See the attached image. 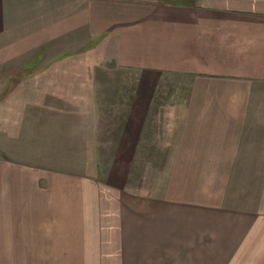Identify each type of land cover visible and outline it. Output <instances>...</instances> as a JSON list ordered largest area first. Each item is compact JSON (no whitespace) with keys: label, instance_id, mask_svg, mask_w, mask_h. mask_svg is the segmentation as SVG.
Segmentation results:
<instances>
[{"label":"crops","instance_id":"obj_1","mask_svg":"<svg viewBox=\"0 0 264 264\" xmlns=\"http://www.w3.org/2000/svg\"><path fill=\"white\" fill-rule=\"evenodd\" d=\"M101 66L185 94L123 108L139 184L0 159V264H264V0H0V97L97 114Z\"/></svg>","mask_w":264,"mask_h":264},{"label":"rangeland","instance_id":"obj_2","mask_svg":"<svg viewBox=\"0 0 264 264\" xmlns=\"http://www.w3.org/2000/svg\"><path fill=\"white\" fill-rule=\"evenodd\" d=\"M89 41L86 37V44ZM91 71L102 77L100 83H95L101 91L97 97L100 102L97 108L101 112L97 114L93 113V104L87 107L86 102L82 109L77 107L79 99L70 102L56 96L0 97V159L22 167H35L44 174L54 176L67 171L89 175L97 170L107 181H116L121 185L126 179H132L139 184L142 163L115 159L121 154L120 148L110 146L109 138L134 134V131H126L121 123L125 106H145L146 102L154 108L176 105V100L183 97L174 98L173 103L172 95L184 96L186 83L173 81L172 76L108 66L95 67ZM108 107H114V113H108ZM137 109L134 107V110ZM103 110L106 112L103 113ZM163 116L167 120L165 115L158 117ZM109 119L118 123L117 129H108L111 126ZM159 121L163 122L162 119Z\"/></svg>","mask_w":264,"mask_h":264}]
</instances>
